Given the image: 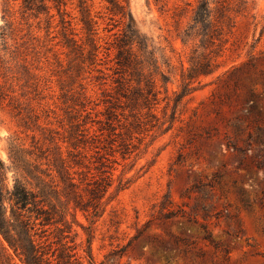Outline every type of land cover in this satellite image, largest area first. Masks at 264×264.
<instances>
[{"label":"rangeland","instance_id":"1","mask_svg":"<svg viewBox=\"0 0 264 264\" xmlns=\"http://www.w3.org/2000/svg\"><path fill=\"white\" fill-rule=\"evenodd\" d=\"M95 1L102 17V48L93 71L84 73L90 97L86 112L70 98L81 79L75 78L74 55L65 46L55 11L51 20L35 7H25L24 0H0V27L11 24L9 45L18 47L41 86L49 87L24 109L25 115L38 114L42 124L50 123L53 134L45 131L46 136L68 137L71 123L89 113V137H123L127 144L117 147V138L116 152L107 162L113 183L104 199L106 213L94 228L96 263L264 264V0H228L231 9H246L232 12L234 27L220 47L213 48L218 53H210L214 72L194 81L195 91L181 101L182 74L190 68L199 41L184 44L178 34L188 28L199 0H162L158 5L154 0H130L137 28L154 54L156 68L147 66L159 92L152 108H132L116 99V51L106 48L119 28L108 32L117 19L111 21L102 0ZM181 9L187 13L177 26L174 15ZM73 28L74 34L81 33L80 26ZM27 90L29 97H36L33 88ZM64 94L69 95L67 103ZM111 106L112 128L101 136ZM35 134L33 142L34 133L21 117L0 107V161L7 168L10 189L18 175L11 149L27 159L25 151L30 150L31 160L37 161L44 135ZM67 220L80 255L86 257L83 226L90 223L81 212L77 222L70 215ZM34 231L49 242L59 240L49 227L37 225ZM0 241L13 255L1 235Z\"/></svg>","mask_w":264,"mask_h":264},{"label":"trees","instance_id":"2","mask_svg":"<svg viewBox=\"0 0 264 264\" xmlns=\"http://www.w3.org/2000/svg\"><path fill=\"white\" fill-rule=\"evenodd\" d=\"M154 1L157 5L162 2ZM102 2L110 20L117 19V24L112 29H106L111 33L115 28H119V31L113 34L114 42L106 48L108 52L112 48L116 51L114 74L118 77L113 82L116 84V99L125 100L132 108H152L153 103L158 100L159 92L157 80L147 66L156 68L153 62L154 54L150 50L148 39L137 28L130 10V0ZM227 2L228 0H199L192 10L188 28L178 34L184 44L198 41L199 44L191 53L190 68L182 74L181 93L178 94L177 101L195 91L192 87L194 81L214 72L215 64L210 53H218L213 48L216 45L220 47L226 33L234 27L232 12L241 13L246 9L240 6L235 10L231 9ZM24 4L31 10L35 7L39 14H47L51 20L56 17L53 11L59 16L64 29L65 46L74 55L72 63L76 62L75 78L81 79L78 83L79 90L71 89L73 93L70 98L76 107L79 106L86 112L90 97L88 87L84 83L87 79L84 73L87 69L93 71L92 68L100 60L102 48L98 21V18L102 17L97 16L100 12H97L96 1L24 0ZM73 11L77 12L76 16ZM184 13H187L184 9L175 12V20L178 18L177 26H180ZM10 26L7 22L4 27H0V107H7L21 117L23 126L34 133L33 142L36 140L35 132H42L44 147L39 148L40 155L36 160L44 163L40 165L37 161L33 162L31 158L34 153H30V150L25 151L30 158L27 159L28 157L16 153L12 148L11 158L18 175L10 189L7 185V168L0 161V235L13 251V255L8 253V249L0 241V264H85V258L88 264H97L92 250L94 228L106 213L104 199L113 183L107 162L110 161L109 156L116 152L114 146L119 141L117 138L121 139L117 147L126 148L127 144L123 137H89V113L85 115L84 120L78 119L76 123H71L72 130L68 137L46 136L45 131L53 134L52 129L48 127L50 123L42 124V117L38 114H24L25 104L36 101L41 92L49 87L41 86L37 74L29 67L27 59L20 54L18 47L12 49L9 45L11 37L7 30ZM74 26H80L81 33L74 34ZM75 36L80 37L76 39ZM143 55L147 56V61L142 58ZM161 76L163 82L168 81L165 74L161 73ZM32 79L37 82L29 85ZM27 88H33L36 97H29ZM61 98L67 103L69 95L64 94ZM112 108L111 106L107 110L109 113L106 125L99 129L101 136L105 130L112 128ZM78 212L90 223L88 227L83 226L88 235L86 257L80 255L75 238L71 236L72 226L67 220L70 215L73 221L77 222ZM37 225L54 229L59 240L49 242L42 236L38 237L37 232L32 233ZM54 244H59V247L54 248ZM16 259L19 262H16Z\"/></svg>","mask_w":264,"mask_h":264}]
</instances>
